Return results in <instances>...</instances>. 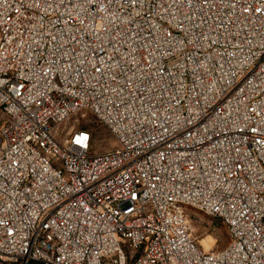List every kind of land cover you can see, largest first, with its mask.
Wrapping results in <instances>:
<instances>
[{
  "label": "built area",
  "instance_id": "obj_1",
  "mask_svg": "<svg viewBox=\"0 0 264 264\" xmlns=\"http://www.w3.org/2000/svg\"><path fill=\"white\" fill-rule=\"evenodd\" d=\"M0 264H264V0H0Z\"/></svg>",
  "mask_w": 264,
  "mask_h": 264
},
{
  "label": "rangeland",
  "instance_id": "obj_2",
  "mask_svg": "<svg viewBox=\"0 0 264 264\" xmlns=\"http://www.w3.org/2000/svg\"><path fill=\"white\" fill-rule=\"evenodd\" d=\"M79 129L91 132L94 137V151L96 153H103L118 147V143L106 127L101 125L89 112H81L72 116L60 127L59 132L62 133V137H65L66 133ZM183 209L191 219L193 238L199 242L203 249L205 248L201 243L203 240L211 239L209 251L213 252L224 249L230 243L228 230L219 220L189 207H183Z\"/></svg>",
  "mask_w": 264,
  "mask_h": 264
},
{
  "label": "bare ground",
  "instance_id": "obj_3",
  "mask_svg": "<svg viewBox=\"0 0 264 264\" xmlns=\"http://www.w3.org/2000/svg\"><path fill=\"white\" fill-rule=\"evenodd\" d=\"M211 239L210 240H203V241H201V243L204 245V249H206V250H208L209 251V249L211 248Z\"/></svg>",
  "mask_w": 264,
  "mask_h": 264
},
{
  "label": "trees",
  "instance_id": "obj_4",
  "mask_svg": "<svg viewBox=\"0 0 264 264\" xmlns=\"http://www.w3.org/2000/svg\"><path fill=\"white\" fill-rule=\"evenodd\" d=\"M191 220V219H190ZM230 237V236H229Z\"/></svg>",
  "mask_w": 264,
  "mask_h": 264
}]
</instances>
